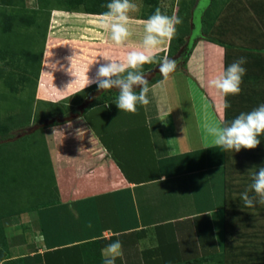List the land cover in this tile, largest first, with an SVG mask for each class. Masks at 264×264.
<instances>
[{
	"label": "crops",
	"instance_id": "crops-1",
	"mask_svg": "<svg viewBox=\"0 0 264 264\" xmlns=\"http://www.w3.org/2000/svg\"><path fill=\"white\" fill-rule=\"evenodd\" d=\"M200 37L187 61L200 46L203 74L204 55L212 46L221 47ZM80 81L67 95L87 86V80ZM149 106H143L141 119L108 120L98 132L81 113L63 122L62 185L52 148L49 151L58 196L50 202L26 201L22 208L15 207L17 196H0V264H103L104 247L116 239L123 252L116 264H187L220 251L216 227L222 221L215 201L221 169L210 162L214 145L208 125L186 119L183 105L181 120L161 102L153 100ZM105 109L102 114L112 119L113 111ZM75 123L83 126L81 134L74 133ZM209 224L216 228L213 235ZM174 255L179 260L166 263Z\"/></svg>",
	"mask_w": 264,
	"mask_h": 264
},
{
	"label": "rangeland",
	"instance_id": "rangeland-1",
	"mask_svg": "<svg viewBox=\"0 0 264 264\" xmlns=\"http://www.w3.org/2000/svg\"><path fill=\"white\" fill-rule=\"evenodd\" d=\"M228 1L215 0L210 5V0H157L155 11L159 8L164 15H176L182 20V23L176 26L175 37L160 46L156 54L157 61L164 57L176 61L181 48L187 44L186 52H188L191 44L197 42L198 36L202 38L200 36L212 30L216 38H227L224 45L237 43L244 45L247 31L241 28L243 22L249 19H245L246 13L241 15V10L239 12L236 10V18L232 19L236 4L227 6ZM132 2L138 6V11L129 14L131 17L129 28L132 34L139 32L141 33L139 36H142L144 35L142 23L144 19L141 17L147 15L153 6L146 0H132ZM262 4L264 7V0ZM241 5L246 6L252 12L247 0H242ZM209 6L207 16L218 14L215 24H219L217 28L222 27L220 30L215 27V30H209L206 26L202 28V23L206 19L203 15ZM50 7L51 2L46 5L45 0H24V2L22 0H0V20L2 21L3 15L7 13L15 15L13 30L5 34L0 31V70H3L2 75L0 74V196L3 194H8L11 198L17 196L16 208H22L24 205L20 204H25L26 201L33 204L39 202L40 199L50 202L58 196L55 177H53V166L51 167L49 161V151L52 148L56 160V176L62 185L63 172L60 166V156L63 157L61 148L63 147V134L66 133L64 130L67 127L63 125V122L47 126L52 121H63L65 117L76 116L79 114L76 112L82 109V120L86 119L97 131L102 127L101 124L108 120L120 121L122 118L137 120L143 116V106H138L136 114L120 112L116 106L118 95L106 94L105 91L98 90L97 85L81 91L76 98L73 97L74 94L67 95L81 85L80 80L95 77L96 69L106 62L103 58L126 62L128 53L121 50V46L115 45L109 31L100 27L101 16L76 13H84L81 11L83 10L82 4L76 7L71 6L68 11L59 10L57 9L59 7L55 5L51 7L54 9ZM178 11L179 14H177ZM30 17L31 21H25ZM220 18L223 19L219 23ZM254 18L258 23V26L254 27V34H258V41L262 43L264 41V22H262L264 19H258L256 16ZM136 26L141 27L138 32L135 29ZM100 40L102 44L97 51ZM128 41L131 46L137 47L139 51L142 50L138 44L134 43L131 36L126 42ZM72 42L77 47L71 44ZM215 45L221 48L215 49L212 46L211 51H207L204 55L205 72L203 69V74H201L200 46L195 49L193 54L196 55L195 57L185 62L182 59L176 61V70L169 75L166 81L163 80L159 71L158 62L145 64L143 73L147 80L160 76L157 85L147 94L149 104L145 107L149 108L150 102L154 100V103L161 102L166 108L171 107L174 117L178 120L184 118L183 112L180 111L184 108L187 111L185 118L189 121L196 118L201 125L204 123L208 126L221 123L222 118H219L218 112H222L223 96L209 85V81L217 78L224 71V46L217 43ZM251 45L258 46V44ZM12 51L14 53L10 61L9 54ZM261 51L264 54V48ZM4 53H7L5 58H3ZM34 53L42 54L36 77L33 70L38 64L33 59ZM90 53L97 54L93 57ZM76 58L78 59L77 64L74 61ZM44 61H46V70L43 69ZM188 68L191 77L187 73ZM7 73L12 76V84L14 81L13 90L3 83L2 76ZM20 76H23L24 83L18 81ZM74 80L80 84L73 83ZM200 89L204 91L203 94ZM99 91H101L99 96L102 95V98L107 95L106 102L100 104L99 109L98 106L90 109L91 106L87 103ZM152 93L153 99L151 98ZM190 104H194L195 108L191 109ZM63 106L69 107L71 112L63 115L61 113ZM104 107L107 112L108 110L113 111L112 119L110 114L109 117L108 114H102V111L105 112ZM221 115L222 113L220 117ZM74 125L77 131H71L81 134L83 126L79 123ZM234 155L239 156L238 162L241 163L243 172L253 179L254 171L257 172L258 169L251 168L250 164H247L252 162H248L250 159L247 160L242 151L235 152ZM4 170L6 172L3 174ZM256 222L259 227L255 226L254 229L249 227L245 231L251 235L258 234L257 239L261 240L264 237V209Z\"/></svg>",
	"mask_w": 264,
	"mask_h": 264
},
{
	"label": "trees",
	"instance_id": "trees-1",
	"mask_svg": "<svg viewBox=\"0 0 264 264\" xmlns=\"http://www.w3.org/2000/svg\"><path fill=\"white\" fill-rule=\"evenodd\" d=\"M22 1L24 2V0ZM54 1H55L54 3L56 4L53 3V0H45V4L48 5L51 2V7L55 5L59 7L57 9L66 10V11L70 10L69 8L71 6L76 7L78 4H82L83 10L81 11L89 14H99V15H95V17L101 16L102 13L106 12L107 11L106 5L110 2V0H54ZM146 1L148 3H151L153 7L150 9V12L147 15H143L141 17L144 20L148 19L151 15L154 14L155 5L157 4V0H146ZM214 1L215 0H210L209 4L211 5L212 3H214ZM247 1L249 2V6H250L249 8L252 9V12L246 6L241 5L242 0H229L228 1L229 4H227V6L230 5L233 6V4H236V6L234 5L236 9L233 11L234 18L232 19L236 18V14H235L236 10L238 12L241 10L242 11L241 15L246 13V15H244L245 19H249V21L247 20L246 22H243L241 28L247 31L245 34L247 37H245L246 39L244 45H240L239 43L234 44L236 46L230 44L224 45L223 43L227 38H216L215 36H213L212 33L213 30L210 31V33L203 34V38L206 41L214 44L217 43L224 46V52H223L224 70L226 69L227 66L232 64L240 57H245L247 61L246 64L243 65V67L246 69V74L242 78V83L240 85L241 87L240 94L235 96L229 95L227 97L223 96L222 98L223 108L221 112L222 113L221 124L225 122H231L240 113L249 112L257 108L261 104H264V54L261 51L264 48V41L260 43L258 41V34H254L255 33L254 27L258 26L257 20H255L254 16H256L258 19L261 18L264 19V7H262L263 0H247ZM51 7L50 9H54ZM181 7L183 8V6ZM242 8L244 9V11ZM207 10H210V6L206 9L203 15L206 17V19L205 22L202 23V28L206 26L209 30L211 29L215 30V28L219 26V24L218 25H216L217 23L215 24V20L218 17V14L215 13L210 17H208L207 13L209 11ZM177 14H179V11ZM19 17H21V15H19ZM14 19H15L14 13L13 14L7 13L6 15H3L2 21L0 20V31L3 32V34L13 30ZM222 19L223 18L218 19L219 23ZM251 19L253 20L252 22ZM31 20L32 19L30 17L27 18L25 21L29 22ZM140 28L141 27L136 26L135 29L138 32ZM221 28L222 27L217 29L220 30ZM263 29H264V24H263ZM139 34L141 33L138 32V34L135 33L132 34L131 39L134 41V43L138 44V46L141 47L143 35L139 36ZM251 34L253 35V37ZM260 34L262 35L261 32ZM127 44H129V41L128 43L126 42L123 46H121V50H124L125 53H129L131 51H139L137 47L131 46L130 44L129 46H126ZM194 44L193 45L191 44L192 47L191 46L189 47L188 45L189 50L188 52H186L184 60H187V58L191 54V51L194 48ZM251 44H258V46ZM169 45L171 46L170 43ZM12 53L14 52L12 51L9 54L10 61H11ZM6 55L7 53L6 54L4 53L3 58H5ZM33 55H34L33 59H35L38 64L37 67L33 70V74L36 77L38 75L39 64L42 54L34 53ZM43 69L46 70V61H44ZM2 72L3 70L2 71L0 70V74ZM8 73L2 76L4 78L3 83H5V85L8 88L11 87L13 90L14 81L12 84V76H10ZM22 77L23 76H20L18 79L20 83H24ZM159 79L160 76L158 77L156 76L154 78L149 79L148 80L149 86L159 81ZM95 85L96 84L94 83L78 90L77 92L74 93L73 97L76 98L81 91H84L87 88H93V86ZM103 91H105L106 94L109 93L112 96L118 95V90H115L114 88ZM99 94H101V91H99L98 94L93 96L91 101H89L87 105L93 107L106 102L107 95L102 98L101 97L102 95L99 96ZM225 102H227L230 105L226 109L224 108ZM66 106H63V111L60 110L62 111L61 113L63 115H67L71 112V109H68L69 107L67 108ZM81 111L78 112L75 111V112L81 113ZM69 117L70 116L65 117L63 119L67 120L66 118ZM65 120L63 121L55 120L52 121L47 126H51L52 124L54 125L59 124L65 122ZM259 139H260V144L255 149L240 150L246 155L247 160L250 159V161L248 162H252V163H247V164L248 165L250 164V167L251 168L254 167V169H259L260 167L264 166V135H261ZM210 151H211L210 162L217 165L218 167L217 170L221 169L219 193L217 194L219 196V199L218 201H215V206L217 205L215 210L218 211L219 215L221 216L222 222L218 224V227H216L218 229L214 228L219 232L220 235L219 236L221 243L219 248L220 251H215L217 250L215 247L214 250L215 252H211L207 254L205 253L199 258H195L194 260H188L186 263L200 264L201 262L205 261V262H212L213 264H264V237H262L263 239L259 240L257 239L258 234L254 233V235H251L247 231H245V229L249 227L254 229L255 226H258L256 219L259 217V214L264 209V206L260 204H257L258 206H255L253 208H247L244 206L243 201L241 199V195L244 192H248L250 196L254 194L250 187L253 182V179H251L252 177H250L249 175L247 176L246 173L243 172L244 169H242L241 163L238 162L239 156L234 155L235 154L234 151H224L223 149L216 146H212L210 148ZM255 173L256 172L254 171V174ZM53 177H55L54 170H53ZM56 191L58 193L57 186H56ZM214 229L213 226L209 224L208 230L212 235ZM178 258H179L178 255H174L172 258L167 259L166 263H172L178 261L179 260Z\"/></svg>",
	"mask_w": 264,
	"mask_h": 264
},
{
	"label": "clouds",
	"instance_id": "clouds-1",
	"mask_svg": "<svg viewBox=\"0 0 264 264\" xmlns=\"http://www.w3.org/2000/svg\"><path fill=\"white\" fill-rule=\"evenodd\" d=\"M106 8L107 11L100 17V27L110 32L111 40L115 45L123 46L132 35L129 28L131 22L129 14L138 11V6L132 0H110ZM142 23L144 26L142 50L129 52L126 62L103 58L106 62L96 69L95 77L87 79V86L95 83L98 90L118 89L116 106L120 112L136 114L138 106L149 104L147 95L149 84L143 73L145 64L158 62L164 81L177 67V62L168 57L157 61L156 54L160 46L175 37L176 26L181 24L182 20L176 15H164L157 8L154 14ZM246 62L245 57L234 61L220 76L209 81L210 87L224 97L239 95L242 78L246 74V69L243 67ZM229 106L225 102L224 108ZM206 132L212 138L213 145L224 151L239 152L241 149H255L260 144L259 137L264 135V104L249 112L240 113L231 122L210 125L206 128ZM250 187L253 195L250 196L248 192L241 195L244 206L253 208L257 204L264 205V166L254 174ZM88 227L91 228L92 225L89 223ZM102 254L103 264H116L117 259L123 254L121 241L116 239L107 244Z\"/></svg>",
	"mask_w": 264,
	"mask_h": 264
},
{
	"label": "flooded vegetation",
	"instance_id": "flooded-vegetation-1",
	"mask_svg": "<svg viewBox=\"0 0 264 264\" xmlns=\"http://www.w3.org/2000/svg\"><path fill=\"white\" fill-rule=\"evenodd\" d=\"M186 51H187V44H186L185 47H183V48L180 49V51L178 53V57L176 58V61L182 59V61L185 62L184 59H185Z\"/></svg>",
	"mask_w": 264,
	"mask_h": 264
}]
</instances>
